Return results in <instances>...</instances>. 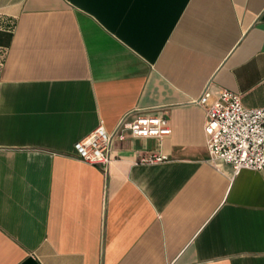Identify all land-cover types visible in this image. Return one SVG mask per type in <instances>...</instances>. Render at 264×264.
I'll use <instances>...</instances> for the list:
<instances>
[{"label":"crops","instance_id":"1","mask_svg":"<svg viewBox=\"0 0 264 264\" xmlns=\"http://www.w3.org/2000/svg\"><path fill=\"white\" fill-rule=\"evenodd\" d=\"M0 52V264H264L263 173L208 161L195 103L264 106V0H0ZM138 110L171 132L77 157Z\"/></svg>","mask_w":264,"mask_h":264},{"label":"built area","instance_id":"2","mask_svg":"<svg viewBox=\"0 0 264 264\" xmlns=\"http://www.w3.org/2000/svg\"><path fill=\"white\" fill-rule=\"evenodd\" d=\"M2 53L0 52V65ZM211 92L206 84L195 103L205 112L204 134L208 161L214 165L224 162L235 173L242 169L260 171L264 183V106L248 108L241 102L239 92L222 89L210 102ZM171 132L165 116L148 111L123 114L112 130L103 124L96 126L74 143L77 157L87 164L106 168L112 160L116 141L127 134L139 137L162 138ZM165 155H150L141 162L156 163Z\"/></svg>","mask_w":264,"mask_h":264}]
</instances>
